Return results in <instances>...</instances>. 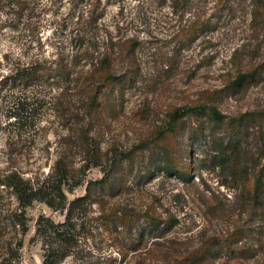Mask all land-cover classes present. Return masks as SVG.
<instances>
[{"label": "rangeland", "instance_id": "374dc122", "mask_svg": "<svg viewBox=\"0 0 264 264\" xmlns=\"http://www.w3.org/2000/svg\"><path fill=\"white\" fill-rule=\"evenodd\" d=\"M49 2L50 7L31 11L37 28L32 33L23 24L8 25L18 20L11 9L1 14L0 22L6 15L15 21L0 29V180L11 170L43 178L66 153L84 181L67 192L72 199L115 161L111 200L137 209L161 204L179 218L172 234L189 237L192 248L214 236L201 264H264V206L251 199L255 179L264 172V0H191L178 14L172 13L171 0H90L104 20L114 16L129 23L142 44L134 53L138 67L128 73L133 79L101 87L90 132L102 165L82 171L92 159L78 129L83 122L82 105L75 100L79 88L54 79L13 85L4 78L20 60H56L70 52L69 2ZM193 19L209 20L211 27L173 48L182 41L177 27ZM242 73L248 75L238 80ZM18 97L32 109L22 125L8 117ZM213 107L222 120L211 117ZM162 151L180 173L159 167L166 156ZM17 206L14 194L0 184V264H42L36 221L42 215L62 221L64 214L34 201L25 210L28 231L22 234L9 216ZM123 240L118 230L103 228L90 243L111 249Z\"/></svg>", "mask_w": 264, "mask_h": 264}, {"label": "trees", "instance_id": "16d2710c", "mask_svg": "<svg viewBox=\"0 0 264 264\" xmlns=\"http://www.w3.org/2000/svg\"><path fill=\"white\" fill-rule=\"evenodd\" d=\"M67 1L70 12L65 26L70 28L73 35L70 52L60 53L56 60H20L13 64L4 78L13 85L27 86L40 79H54L64 86L73 84L79 88L75 100L82 105L83 122L79 123L78 129L86 146L88 160L92 159L90 164H83L79 168L82 171L91 166L102 165L100 146L90 132L93 115L100 107L101 87L115 79H133L128 73L130 69L138 67L134 53L141 46L142 39L137 33L131 34L126 21L114 16L110 20H104L102 12L90 0H80L77 4ZM190 1L171 0L172 13L178 14L180 10L185 13V7ZM49 4V0H0V19L2 12L9 8L13 11L11 13H15V20H18L17 24L8 25L17 29L23 24L22 27L32 33L37 28L32 27L34 21L30 17L31 11L38 6L42 9L50 7ZM12 19L14 18L6 15L0 22V29H3L4 24L15 21ZM210 27L209 20L181 22L176 33L182 35V41L173 48L193 42L198 33ZM118 62L122 63L119 69ZM247 75L239 74L238 80ZM19 98L11 101L8 117L22 125L32 109L27 106L26 98ZM188 111L189 108L177 110L172 119L180 118ZM210 115L216 120L224 117L214 107L211 108ZM162 152L166 156L159 167L168 174L180 173L170 155ZM116 169L115 161L108 163L103 167V175L87 181L85 193L72 199L67 192L84 184V181L74 173L66 153L57 156L43 178L25 177L17 170H11L2 176L0 184L14 194L18 203L17 208L9 211L10 219L15 227L20 226L22 234L28 231L25 210L34 201L45 202L64 214L62 221L43 215L36 221V235L43 248L42 264H201L205 261L215 242L214 236H207L197 248H192L189 237L181 238L172 234L179 225V218L161 209V204L151 202L146 207L137 209L125 202L111 200L110 193L117 187ZM251 197L264 206L263 171L255 179L254 195ZM103 228L118 230L123 234L124 240L111 249L90 243L95 232Z\"/></svg>", "mask_w": 264, "mask_h": 264}]
</instances>
